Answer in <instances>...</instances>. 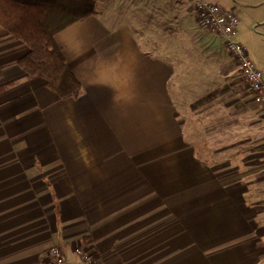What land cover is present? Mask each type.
I'll use <instances>...</instances> for the list:
<instances>
[{
	"label": "crops",
	"instance_id": "obj_1",
	"mask_svg": "<svg viewBox=\"0 0 264 264\" xmlns=\"http://www.w3.org/2000/svg\"><path fill=\"white\" fill-rule=\"evenodd\" d=\"M212 1L237 13L236 37L264 69V0ZM107 14L55 34L77 97L17 64L2 71L1 83L21 81L0 92V264H44L52 244L66 264H84L80 245L100 264H264V107L241 70L206 30L204 79H184L192 51L173 45L175 29L146 49ZM27 51L0 29V62ZM202 88L204 141L222 135L213 151L227 153L218 160L180 115L182 95Z\"/></svg>",
	"mask_w": 264,
	"mask_h": 264
},
{
	"label": "trees",
	"instance_id": "obj_2",
	"mask_svg": "<svg viewBox=\"0 0 264 264\" xmlns=\"http://www.w3.org/2000/svg\"><path fill=\"white\" fill-rule=\"evenodd\" d=\"M99 0H0V29L24 42L28 51L14 60L0 62V78L5 67L17 64L24 78L48 81L61 98L77 97L83 87L66 62L55 34L61 29L99 13ZM0 82V92L19 83Z\"/></svg>",
	"mask_w": 264,
	"mask_h": 264
},
{
	"label": "rangeland",
	"instance_id": "obj_3",
	"mask_svg": "<svg viewBox=\"0 0 264 264\" xmlns=\"http://www.w3.org/2000/svg\"><path fill=\"white\" fill-rule=\"evenodd\" d=\"M141 1L142 0H99L98 8L100 14L108 13L107 15L109 16L119 15V17L127 20L130 28L136 32L137 36H142L140 37V42L146 49L152 47L154 41L160 46H163L164 42L162 38L165 33L169 30L174 31L175 29L176 33H173V45L177 46L178 49H191V58L194 64V70H192L191 73H181L182 71L178 73L182 77L184 74V79L186 78L189 81L198 78L204 79V32H206V30L198 25L195 11L190 1L153 0V2H156L154 8V11H156L155 13L152 12L153 8H151L150 5L143 7ZM173 14L175 20L170 21L169 17ZM125 20H123V22H125ZM209 37L212 44L219 48L213 35H209ZM218 58L222 59V57ZM219 62L220 61L216 59V61L209 63L211 66L214 65L216 67ZM260 68L263 69V67ZM210 72L213 73L215 70H211ZM214 74H216V72ZM228 94H231L230 91H226V95ZM182 99V102H185L187 107L191 106L185 110L183 106V109L180 110L182 120L186 122L185 131L188 135L187 137L198 146L203 156L218 160L219 157L224 156V153L227 154L226 152L217 153L213 151V148L220 143L223 137L222 135L210 136L208 138L209 142L204 141V88L199 91H197V89H190L185 97L184 94L182 95ZM229 100H226V102ZM226 108L227 107H224L223 114H231L230 110L228 111ZM210 131H212V129H210L209 132Z\"/></svg>",
	"mask_w": 264,
	"mask_h": 264
},
{
	"label": "built area",
	"instance_id": "obj_4",
	"mask_svg": "<svg viewBox=\"0 0 264 264\" xmlns=\"http://www.w3.org/2000/svg\"><path fill=\"white\" fill-rule=\"evenodd\" d=\"M196 15L198 25L213 32L224 49L232 56L241 70L246 86L254 100L264 107V69L260 68L248 55L246 47L236 39L239 24L237 13L212 0H189ZM77 254L84 264H100V258L89 246H78ZM44 264H66V258L59 244H52L46 250Z\"/></svg>",
	"mask_w": 264,
	"mask_h": 264
}]
</instances>
